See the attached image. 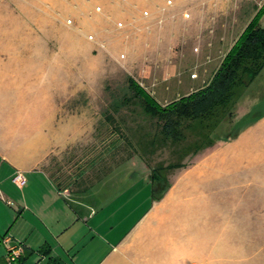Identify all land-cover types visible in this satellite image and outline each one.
I'll list each match as a JSON object with an SVG mask.
<instances>
[{
  "label": "crops",
  "instance_id": "1",
  "mask_svg": "<svg viewBox=\"0 0 264 264\" xmlns=\"http://www.w3.org/2000/svg\"><path fill=\"white\" fill-rule=\"evenodd\" d=\"M6 33L0 43V264H11L5 238L22 246L12 264H182V230L208 228L210 213L217 222L220 215L223 241L230 214L238 213V264H264V111L234 139L166 177L168 188L156 198L154 166L119 158L110 142L103 152L97 126L68 114L59 119L63 88L55 70L69 62H55L62 50H55L52 35ZM127 162L130 168L115 172ZM16 173L25 180L21 188L12 182Z\"/></svg>",
  "mask_w": 264,
  "mask_h": 264
},
{
  "label": "rangeland",
  "instance_id": "2",
  "mask_svg": "<svg viewBox=\"0 0 264 264\" xmlns=\"http://www.w3.org/2000/svg\"><path fill=\"white\" fill-rule=\"evenodd\" d=\"M165 1L0 0V43L7 41L6 32L13 29L52 35L55 50H62L55 52V62H69L68 69L55 70L63 88L59 119L68 114L80 123L97 126L99 138L105 141L103 114L113 98L127 95L128 76L160 106L177 101L210 80L248 23L264 8V0H172V7H165ZM143 11L149 16L144 17ZM185 12L188 19L183 18ZM18 14L21 19L14 20ZM257 24L264 29V11ZM232 101L229 122L220 114L209 123L183 125L177 141L163 140L154 120L139 112L137 105L124 110V130L137 150L135 161L154 167L181 166L163 171L168 177L197 155L234 139L264 111V71L250 84L235 87ZM91 136L86 134L85 139ZM130 164L115 172H125ZM230 216L224 241L220 215L217 222L209 214L208 228L182 230L181 263L238 264V213Z\"/></svg>",
  "mask_w": 264,
  "mask_h": 264
},
{
  "label": "trees",
  "instance_id": "3",
  "mask_svg": "<svg viewBox=\"0 0 264 264\" xmlns=\"http://www.w3.org/2000/svg\"><path fill=\"white\" fill-rule=\"evenodd\" d=\"M264 8L258 10L247 27L224 56L221 64L210 80L191 94L160 106L142 87L130 76L126 78V94L113 98L103 114L101 126H105L106 139L103 142V152L117 148L118 157L134 156L135 146L125 132L126 121L123 111L137 105L139 112L151 117L155 129L163 140L177 141L182 137L183 125L199 121L209 123L216 117L223 116L231 120L230 110H233V90L237 86L250 84L264 70V29L258 27V16ZM224 110L225 112H217ZM219 121V120H215ZM100 136V135H99ZM181 166L167 165L154 167L151 171V185L159 198L168 188V182L163 171H169ZM20 260V259H19ZM17 260V261H19Z\"/></svg>",
  "mask_w": 264,
  "mask_h": 264
},
{
  "label": "built area",
  "instance_id": "4",
  "mask_svg": "<svg viewBox=\"0 0 264 264\" xmlns=\"http://www.w3.org/2000/svg\"><path fill=\"white\" fill-rule=\"evenodd\" d=\"M122 1H126V0H122ZM172 6H173V1L172 0H166L165 1V7H172ZM95 11L96 12H99L100 11V8L99 7H96L95 8ZM142 15L144 17H148L149 16V13L147 11H143L142 12ZM183 18L184 19H188L189 18V14L187 12H185L183 14ZM161 23L162 22L160 21L159 24H161ZM67 24L68 25H71L72 23H71L70 20H68L67 21ZM118 27L121 28L122 27V24L119 23L118 24ZM91 39H92V37H89V40H91ZM12 182L18 188H21L24 185L25 180H24L23 176L20 173H16L15 176L13 177V179H12ZM4 243L6 245L8 262L12 264V263L16 262L20 258L21 254H22V251H23L22 250V246L20 244H13L11 242V239L10 238H5L4 239Z\"/></svg>",
  "mask_w": 264,
  "mask_h": 264
}]
</instances>
